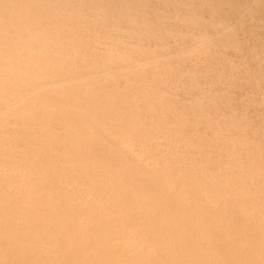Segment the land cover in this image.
Listing matches in <instances>:
<instances>
[{
	"label": "rangeland",
	"instance_id": "1",
	"mask_svg": "<svg viewBox=\"0 0 264 264\" xmlns=\"http://www.w3.org/2000/svg\"><path fill=\"white\" fill-rule=\"evenodd\" d=\"M169 1L170 0H0V60H2V62L0 63V65H1V67H0V86H2V87H0V91L6 89V87H8V85H13L15 92H16L14 95L17 96L15 98V96L13 95L14 98L11 96L9 99H6V101H5L1 97V96H3L2 95L3 93L2 94L0 93L1 94L0 95V107H4L3 110H2V108H0V111H2L4 113V114H2L0 112L1 113L0 114V137H2V138H0V168H1L0 171L3 172V173L0 172V177H1L0 179H2L0 182V189H1L0 191H2V193H6L9 190L8 187H6V186L1 187L2 182L4 184L5 181L8 179L7 177H9L6 175L7 172H12V170H14L13 172H15V173L17 172V174H20V173H23V171L26 172V171H31V170L35 169L31 173H33L34 175H37L35 177L36 178L35 181H32L28 185V187H29L32 184L33 188L31 186L29 188H25V186L24 187H18L17 186V188H19V190L17 189V192H13V194H14L13 197L16 196L15 199H17V205L19 203V205L17 206V210L21 209L22 206H20V205H23V207H24L27 204L25 202L19 201V199L22 200L21 195L19 193V192H21L22 195H24V197L26 199H28V197L32 193H33L32 194L33 197L37 198V199H45V197H46L45 200H51V198H53L52 201H54V197H55L54 202L58 205H54V207L53 206L51 207V212H52L51 214H53V216H56L57 218L60 217L59 219H63V220L67 217H70L69 220L75 219V221H79V220L82 221L84 219V217L86 216V214L91 212L92 208H93L92 211H94L95 208L98 207L96 205L97 201H98V200H96L97 197H98L97 199L100 198L103 203L106 202L105 200H108L106 203L110 204L113 207L115 216H116V213H118V215H120V213H122V215H120L121 217H123V218H124V216L128 217L129 212H130V210H128V209H130V207L127 204L128 203L127 201L130 198V194H129V197H127L128 194H121L120 197L116 194L118 191L116 189V187H117L116 182H118V185L122 187L121 188L118 186L117 187L118 189L120 188L122 190L125 187V182H124L125 176H124V174H117V175H119V177L114 176L115 174H113L111 176L110 175L106 176L107 179L105 178V184L108 183V185H107V187L105 186V188L103 190L98 189L100 182L98 184V181L92 180V179H94V176H96V174L99 173L98 169H95V167L99 168L97 165V155L94 154V149L90 145L89 146L84 145V142H85L84 136H85V134H89V133L91 134V132H89V130L91 131L92 127H95L98 125L99 126L103 125V123L98 121V120H101L100 119L101 117H105L104 114H106V115H108V114L105 113V111H107V110L104 109L105 111L102 110V112H100L101 111L100 110L99 111L100 113L98 111H96V112H98L96 114L98 116V118L95 115H94L95 118L93 116V114H95L96 112H94V113L91 112L92 116H90V113H87L86 110H83L84 109V107H83L84 102H83L80 95H81L82 89L85 88L88 90L100 91L102 93H105L106 96L114 95L113 93H116V92L117 93L119 92L118 96L119 95L120 96H123V95L127 96L129 94L128 92L130 90H128V92H127L126 88H127V85L130 83V81H131V83L133 82L134 84H136V83L138 84L140 82V80L142 81L139 83L141 90L143 88L142 86H146V87H144L145 88L144 91L147 90L145 92L146 98L140 97L141 103L143 102L142 104H144L146 102L145 100L148 97H150L151 95L152 96L154 95L155 98L157 95V99L159 96V98H160L159 102H161L163 104V105H161L158 102V105L156 107V108H158V110L155 108L156 110L153 109L151 111L152 116H155V117L157 116L158 119L157 118L156 119L160 120V121H158L159 123H155L156 129H151L149 131V134H147L148 131H147V133L144 132V135H147L148 137H151V138L155 137V135H156L158 138H156L157 140L154 138V140H156L157 143H165V144L171 145V147L170 146H159L158 148L162 149L163 152H165V154H163V155H164V157L166 156V159H168V160L172 159L173 160V161L170 160V162L172 161L171 162V164H172L171 167L173 168L172 170H176V168H178V169L182 168L183 169V167L187 166L186 168H184V171H183L184 173L182 172V173L178 174L177 176H175V179H177L179 182L178 186L179 187L181 186V188L184 190H187V192H188V190L191 191L192 187L191 186L189 187L188 184H186L187 180L189 179L188 177L190 176V174H189L190 172H194L196 174H199L201 172L200 171V169H201L202 171L204 170L203 172L208 171L209 173H213L215 170L214 165L217 164L216 166L221 170V175H223L222 170L228 169V168L229 169L233 168V166L230 165L229 163H232V159H236V160H234L235 163H232V164H234V166L240 167L239 170L241 171L242 174L245 173L244 178L239 181L241 183V185L239 184V182L237 185L238 186L240 185L242 188H246V187L248 188L251 185L253 188L252 187L251 188L249 187L250 189L248 188L249 193H250V191H252V193H254V194H252V195L256 196V197L253 196L254 200L259 199L258 193H259V191L264 189V185H263L264 184V179H263V177H264V171H263L264 170V168H263L264 167V138H262V137H264L263 136L264 135V0H226V1L220 0L222 2V4L220 3L219 5L213 3L211 0H198L197 4L195 6V9L192 10L193 11L192 14L194 12L197 13L198 17H197L196 23L198 24L199 28H201V30H202L200 32H197L198 37H199V35L201 37V39L199 37V40H196V42H199V45L195 42V40H193L194 41L193 42L192 39H190V37H191L190 34L182 35L180 33V31L182 32L185 27L180 26V27L175 28V29H169L168 24L164 22V20H165V18H167V16H170V15L172 16V14H170L167 11V9L165 8L166 4ZM145 3H147V4H145ZM115 12H116V14L118 13L117 16H115ZM122 15H124V17ZM131 15H134V17H137V18H134L133 16L131 17ZM137 19L139 20L140 23H138ZM96 20H97V22H100V23L102 22L101 24L105 28H106V26H109V27H107V29H109V28H110L109 30L114 29L116 31H119L120 34H122V35H120L121 37L119 39H117L118 41H116V43L114 44L115 46L119 45L124 40H130V42L132 41L131 44L133 46L131 45V47H130L131 49L129 48L128 52L126 51V53L134 54V56L136 55L138 57L141 56L142 58L143 57L145 58L146 56L147 57L153 56L156 60H159L158 62L160 64V67H164V66L165 67L160 68L158 70L161 72H164L163 74L166 75L165 78H163L164 77L163 74H161V76H160L159 75L160 73L157 70H154L153 72H150V73L140 74L142 76L127 74L129 71L128 72L124 71L125 67H126L125 63L123 65L118 64L114 67H109V68L104 67L103 61H105L104 58L108 55L107 52H105L106 49L110 50L112 48H115V46L112 45V47L110 48V45L103 44L102 40H104V39L106 40L107 36H104L102 34H97L98 32H94V33H96V34H94V36L95 37L100 36L99 39H94L92 32L83 33L84 31L87 30L86 28L90 29L89 28L90 26H92L94 28V26L97 25L95 27V30L99 29L100 27H103L100 23L97 24ZM106 20H108V21H106ZM141 20H143L144 22H142ZM154 20H155L156 24H155ZM159 20H160V22H159ZM161 21H163V23H165V24L161 23ZM119 22H120V25H119ZM218 22H219V24L221 23L224 26V29L216 28ZM121 23L124 25L125 29H124V27H122ZM126 23H127V25H126ZM192 23H194V22L192 21ZM113 24L114 25L116 24L115 28H112V26L114 27ZM129 24H130V26H129ZM255 24H257V25H255ZM157 25L161 28H159ZM162 25H165V26L162 27ZM133 26L137 27L138 29L134 28ZM260 26H261V28H260ZM34 27L37 29L36 31H35ZM92 27H91V30L93 29ZM126 28H127V30H126ZM163 28L166 31H164ZM181 29H183V30H181ZM10 30L14 31V32L12 33ZM172 30H174V31L178 30L177 33H180L178 38H172L173 43H175V44H173L171 42L172 41L171 38L166 40V38L164 36L162 38V35H161V34L164 35L165 33L170 32ZM206 30H208V31H206ZM92 31H94V29ZM161 31H162V33H161ZM63 33H64V35L62 37ZM77 33H78V36H77ZM24 34L26 35V37ZM86 35L88 37L92 36L91 39H89L90 37L87 38ZM130 35H132V37H135V38L132 40V37ZM141 35H143V36L141 37ZM181 36H183V37H181ZM66 37L69 39H67ZM70 37H71V39H70ZM146 37L149 39H147ZM222 37L224 39H222ZM140 38H142L143 40ZM78 39L83 41V43L81 41H78ZM153 39H156V41H154ZM157 39H159V40L157 41ZM92 40H93V42H92ZM34 41H35L36 45L33 43ZM61 41H63V42H61ZM64 41H66V42H64ZM85 41L87 42V44ZM94 41H96V42H94ZM99 41L102 44H100ZM120 41H122V42H120ZM162 41H164L166 44H163ZM79 42H81V43H79ZM148 42H150V43H148ZM29 43H31V44H29ZM90 43H92V44L95 43V44L91 45ZM191 43H193V45H191ZM195 43L197 46L195 45ZM37 44H38V46H37ZM68 44H70V46ZM160 44H162V45H160ZM24 45L30 47L31 50H30V48H28ZM75 45H77L78 47ZM79 45H81V46H79ZM95 45H97V46H95ZM156 45H158V47H156ZM83 46H85V47H83ZM93 46L95 47V49ZM39 47H40V49H39ZM105 47H107V48H105ZM159 47H161V48H159ZM180 47H182V48H180ZM20 48H22V50ZM41 48L42 49L45 48V49L41 52V50H42ZM65 49L67 50L68 53L65 51ZM34 50H35L36 54H35ZM38 50H40V51L38 52ZM62 50H63V52L61 53ZM82 50L84 51V53ZM89 50H90V52H89ZM45 51H47V52H45ZM86 51L88 52V54ZM73 52H75V54ZM103 52H105V53H103ZM81 54H82V56H81ZM98 54H100L99 58H98ZM176 54H178V55H176ZM138 57H136V58H138ZM97 58H98V60L99 59L101 60V64H100V62H98V60L97 61L95 60ZM101 58L104 60H102ZM19 60H20V62H19ZM133 60H136V59L134 58ZM12 61L15 62L14 64L18 63L17 70H19V71H17V72H18L19 76L17 74L11 75L9 72V69H7V67H5L6 63H10ZM22 61L24 62V64L22 63ZM3 62H6V63H3ZM127 63H129V62H127ZM165 63H167V64H165ZM22 64L25 67L19 66ZM92 64L93 65L97 64L99 67H101V70H103V73L97 65L92 67ZM26 66H27L28 70L26 69ZM32 68H35V69H32ZM120 69H122L124 72H127V73L123 74L124 73L123 71H121L123 73H120L119 72ZM20 71L21 72L23 71L22 73H26V76H24V74L20 75V74H22ZM57 71H59V72H57ZM65 71L68 75L66 73H64ZM75 71L78 72V74ZM155 71H156V73H155ZM69 72H71L74 75L71 76V73L69 74ZM74 72L76 73L77 77L75 76ZM116 72H118L117 75L115 74ZM157 72L159 74H157ZM4 73H6V74H4ZM41 73H44V75H42ZM2 74L4 75V78H2ZM57 74H59V75H57ZM62 74H64V75H62ZM47 75H48V77H47ZM82 75H83V77H82ZM103 75L106 77H104ZM125 75L128 76L129 78L128 79H127V77L123 78V77H125ZM148 75H150L152 77L150 78V76H148ZM156 75H159V76H156ZM162 75H163V77H162ZM167 75H169V77ZM5 76L6 77L10 76V77L5 78ZM21 76L23 77V79L21 78ZM27 76L28 77L30 76L32 79L30 77H29L30 78L29 79ZM41 76H42V78H41ZM53 76H55L56 79H54ZM38 77H39V79H38ZM58 77H60V78H58ZM78 77H79V79H78ZM90 77L91 78L93 77L94 79L91 80ZM119 77H122V79H124L123 81H125L127 84L124 83L125 84L124 85L123 81L120 80L121 78L118 79ZM145 77H147V78H145ZM18 78L21 80L19 81ZM84 78H86V79H84ZM102 78H104V79H102ZM137 78H138V80H137ZM176 78H177V80H176ZM178 78H181V79L179 80ZM57 79L60 80V82L58 81L59 83L57 82ZM80 79H82V80H80ZM98 79H99V81H98ZM129 79H130V81H129ZM133 79H135V80H133ZM22 80H23V82H22ZM87 80H88V83H87ZM2 81L5 82L4 86L2 85L3 84ZM11 81L12 82L14 81V82L7 84V82H11ZM26 81H27V83H25ZM50 81H52V82H50ZM78 81H79V84H77ZM90 81H92V82H90ZM119 81L120 82L122 81L121 84H122V87L124 89L121 87V84ZM148 81H150V82H148ZM190 81H191V83H190ZM37 82H38V84H36ZM65 82H66V84H65ZM69 82H72V83H69ZM144 82H145V84H144ZM155 82H157V83H155ZM57 83H58V85L64 84V86L63 87L57 86ZM154 83L156 86H158V88H156L154 86ZM29 84H31V85H29ZM118 84H120V86ZM146 84L147 85L150 84L151 86H153V87L149 86L150 88H148L149 91H151V92H152V88L154 89V87L157 91H158V89H160V87L163 86V88H161L159 90V93L154 89V91L157 92L156 95L154 92H153L154 94L151 92H149L147 94L148 89H147ZM158 84H161V85H158ZM54 85H56V86L54 87ZM84 85H86V86H84ZM17 86L20 87L21 89L18 88ZM42 86H44V87L48 86V87L44 89V87H42ZM78 86H79V88H78ZM58 87H59V89H58ZM186 87H188V88L186 89ZM120 88H122L123 91ZM189 88H191L193 90L191 91V90H189ZM26 89H28V91H29L28 94H26L27 93ZM25 91H26V93H25ZM122 93H123V95H122ZM141 94L143 95V91ZM139 95H140V93H139ZM120 96H119V98H120ZM144 98H145V100H144ZM10 99H11V102L14 99L19 100V101L14 100V102H17V104H14L12 106V107H14V108H12V110L10 109L11 106H9L11 104V102L9 101ZM71 101H73L74 104L70 105ZM75 104H78L79 108L82 111L77 108L78 107L77 105H76L77 107H74ZM91 104L94 105V103H89V105H88L89 108H95ZM16 105H17V107H16ZM140 106H139V109H140ZM161 106H164L167 108H164ZM168 106H170L169 110H171V111L168 110V108H169ZM8 108L12 112H10V110H8ZM142 108H141V110H142ZM191 108L195 109L194 112L197 111V113L193 112L195 115L191 113L193 111V109H191ZM211 108H213V109H211ZM131 109H130V112H132L133 110H135L137 108L135 107L132 110ZM161 109H163L164 111H162ZM165 109H167V112H168L167 115L165 114L166 113ZM5 110H8V111H5ZM212 111H213V114H212ZM170 112H172L171 116L169 114ZM69 113H70V115H68ZM101 113H104V114H102L103 116L100 115L101 117H99L98 114H101ZM190 113L193 117V120H194V117L196 116V114H198V116H196L197 119L195 120V122L191 120L192 117H191ZM81 115H83V116H81ZM13 116H14V118H13ZM77 116L79 117V119ZM130 117H132V116H130ZM133 117L129 118V119H133ZM155 117L154 118L151 117V119L153 118L152 121L156 120ZM214 117L215 118L217 117L216 120ZM85 118H87L88 121H91L93 124H95V126L91 122H88V121H86V122L88 124L89 123L90 124L89 125L86 124ZM81 119H82V121H84V123L81 121ZM145 119H148V118H145ZM70 120H72V121H70ZM202 120L204 121L203 124H202ZM80 121L82 122V124L85 125V127H84V125L79 124ZM145 121L147 122L148 120H145ZM175 121L178 124H176ZM191 121L194 123H192ZM75 122H76V124H75ZM150 122H151V120H150ZM206 122H210V123L212 122V124L210 125V123H206ZM70 123H72V125H70ZM160 123H161V126H160ZM197 123H199V124H197ZM36 124H38V126ZM206 124H208L209 126H213L214 127L213 130L216 132H213L211 129L212 127L208 128L209 126ZM91 125H92V127H91ZM107 125H109V124H107ZM110 125L105 126V129L107 130V132H111V131L113 132V131L117 130V129H114V128H116V127H114V125H113V127H110ZM76 126H77V128H75ZM87 126H89V129H87ZM47 127H50V128L47 129ZM108 127L111 128V130ZM160 127H162L163 130ZM6 129H8V130H6ZM72 129H73V131L76 129V132L74 131L75 133H73ZM9 130H10V132L7 133V131H9ZM11 130L13 132H11ZM83 130H85V131H83ZM86 130H87V132H86ZM154 130H155V132H154ZM220 130L222 131L221 133H220ZM77 131H78V134H77ZM81 131H82V133H81ZM41 132H43V133L45 132L44 133L45 135H42V134L40 135L39 133H41ZM12 133H15V134L11 135ZM23 133H24V135H23ZM260 133L262 135H260ZM67 134L68 135L70 134V135L67 136ZM72 134L77 135L78 137L81 136L80 134H83L84 136L82 135L81 137H84V138H79L80 140L78 139V140L73 141V139L71 137ZM232 134H234V135H232ZM95 135H96V133H95ZM158 135H161L160 139L162 138V142H160L161 140L159 139ZM220 135H221V137H219ZM227 135H229V136H227ZM96 136H97V139L99 141H103L104 152L108 158H117V159L128 158L127 155H125V153L122 152L121 148L119 146H117L116 142L114 144L113 142L111 143V141L103 140V138L100 137V134H97ZM166 136H170V137L175 136V137H171V138H174V142L172 143L170 141L171 142L170 143L169 139H171V138L169 137V139H168V137H166ZM198 136H201L202 138L201 137L199 138ZM69 137H71L72 141ZM163 137H164V139H163ZM185 137H187V138L181 140L182 138H185ZM229 137H230V139H229ZM68 138L70 140H68ZM177 138L180 139L182 145H179L180 144L179 140L176 141ZM188 139L190 140L189 142L186 141ZM205 140H207V141H205ZM10 141H12V142H10ZM35 141H37V143ZM156 141H154L155 144H156ZM185 141L187 143H183ZM229 141L231 144L228 143ZM260 141L262 142V144ZM6 142H8L10 144V146H6L5 145ZM79 142H83V144L81 145ZM212 142H214V143H212ZM225 142H227V143L224 144ZM16 143H18V144H16ZM75 143H77V144L75 145ZM140 143H142V146ZM140 143L139 142L131 143V149H132V151H134V153H136L138 155L151 156L154 151L156 152V150L154 149V146H151V147L146 146V147H149V149H146V147H144L145 146L144 142H140ZM177 143H178V145H177ZM203 143H204V145H203ZM208 143H211L213 145H209ZM40 144L42 145V148H40L41 147ZM219 144H221V145L223 144L222 145L223 147L221 145L219 146ZM229 144L231 146L232 145L233 146L231 147ZM1 145L4 147H2ZM13 145H15V146H13ZM18 145H20V147H18ZM37 145L40 147H38ZM63 145H65V146H63ZM70 145L73 148L70 147ZM198 145H200V146H198ZM239 145L241 146V148ZM21 146H24L23 149ZM67 146H68V149H67ZM133 146L137 150H134ZM175 146L177 149L175 148ZM244 146H245L246 150L243 148ZM12 147H14V148L12 149ZM47 147H49V148H47ZM50 147H51L52 151H51ZM76 147L80 148V154H79V151ZM218 147L221 148V149L220 148L219 149L224 154L219 151ZM28 148H29V151H28ZM55 148H56V150H55ZM214 148L220 152V155H219V152H216V150H213ZM229 148H232V150L235 151V154L231 155V154H229L230 152H228V154H226V152H225L226 150H231ZM24 149H26V150H24ZM36 149H38V151ZM82 149H84V153H82L83 152ZM35 150H36V152H35ZM189 150H192L193 152L189 151ZM210 150H211V152H210ZM236 150H237V152H239L241 150L239 152L240 155H238ZM253 150L257 151V154L260 153L261 155L259 156V155L255 154V152ZM30 151H32L34 154L31 153ZM54 151H56V152H54ZM149 151H150V153H149ZM169 151H170V153H173V154H171L172 156L169 154ZM176 151L179 152V154ZM194 151L197 152L198 154L195 153ZM206 151H208V153H207L209 155L208 157L206 155ZM233 151L231 153H234ZM242 151L247 152V153L245 152L246 153V155H244L245 157H243V154H245V153L244 152L242 153ZM43 152H44V154L45 153L46 154L40 155V153H43ZM67 152L70 154H68ZM71 152H72V154H71ZM145 152H146V154H145ZM17 153H19L25 159L21 156H20V158L17 159V157H19V154H17ZM50 153L52 154L51 156H53L55 159L50 156L51 160H49V162H51V163L49 164L47 159H48ZM65 153H66V155H65ZM74 153H76V154H74ZM90 153H92V154H90ZM148 153H149V155H148ZM166 153L169 155L170 158H168V155ZM199 153H201L200 155L205 157V159L204 158L202 159L201 156H199ZM203 153H205L206 156H204ZM212 153L215 155L216 159L213 158L214 155H212ZM32 154L34 155L33 156L34 159H33V157H31ZM85 154H86V156H85ZM155 154L158 155L160 153H158V154H157V152L153 153V155H155ZM188 154L190 156H188ZM37 155H39L40 159H38L39 157ZM59 155H61V156H59ZM73 155H75V156H73ZM191 155H194V156L198 155V156L193 157ZM228 155L231 157H228ZM250 155H252L253 157L255 155L256 156L254 158L251 156V158H250L249 157ZM76 156H77V158H76ZM83 156H85V158ZM181 156L183 157V159ZM66 157L68 159H70V162H69V160L67 161ZM189 157L191 159H189ZM226 157H228V158H226ZM15 158L17 159V161ZM26 158H28V159H26ZM52 158H53V161H52ZM78 158L80 161L79 160L77 161ZM179 158H181V159H179ZM185 158L186 159L188 158V160H186ZM244 158H246L247 160ZM223 159L227 160L228 162L224 161ZM256 159H259V160H256ZM39 160H41V161H39ZM42 160H44V161L46 160L45 163H44V161L42 162ZM212 160H213V162H212ZM10 161H11V164L9 163ZM12 161L15 163L17 162L18 165H16ZM174 161H176L177 163ZM207 161L209 163H207ZM236 161L239 162V165ZM244 161L246 163H248V166L245 165L246 163ZM257 161H259V162H257ZM63 162L64 163L68 162L69 165L71 163V167L72 166L73 167L71 168L69 165L63 164ZM79 162H80V164H79ZM89 162L91 165L88 164ZM180 162H184V164L185 165L187 164V165L184 166L183 163H182L183 165H181ZM199 162H201V165L199 164ZM214 162H215V164H214ZM250 162H251V164L249 165ZM173 163H176V164L173 165ZM189 163H190V165H188ZM236 163H237V165H236ZM252 163H255V165L257 166L255 169L259 170L260 168H262L260 170V172L253 168L254 164H252ZM45 164H46V166H48V165L49 166L46 167ZM85 164H86V166H85ZM113 164L114 163H110V166L108 168L106 167V170H108V171L112 170L113 166H114ZM177 164H180V166L179 165L177 166ZM196 164H198L200 167L198 165H197L198 166L197 167ZM25 165H27V166H25ZM50 165H52V166H50ZM61 165H62V167H61ZM83 165L85 168L83 167ZM191 165H192V167H191ZM259 165H261V167ZM39 166H40V168H38ZM90 166L93 168V170H90L91 169ZM173 166H175L176 168ZM77 167L80 169H76ZM158 167H159V165H158ZM188 167L189 168L191 167L192 169L191 168L187 169ZM43 168L45 170H41ZM48 168H50L49 170H51L53 173L55 172L54 175H53V173L51 174L49 171H46V170H48ZM57 168L59 170H61L62 172H65V174L64 173H61L63 175L59 174V170L57 171ZM62 168H64V169L62 170ZM68 168L70 169V171ZM37 169H38V171L39 170H41V171L37 172ZM81 169L83 170V172L85 171V173H86V169H88L87 174L83 173ZM186 169H187V171H186ZM245 169H246V171H245ZM3 170H5V173ZM94 170H95V172H94ZM189 170H193V171L188 172ZM247 170L249 172H247ZM78 171H81V173L79 174ZM92 171L94 173H92ZM203 172H201L200 175ZM255 172H257V173L255 174ZM246 173H249V174L251 173V175L248 176V178H249V179H247L248 181L246 180V178H247L246 176L248 175V174L246 175ZM260 174L263 175V177L259 176ZM44 175H46V176H44ZM50 175H52L53 178H55V179H52ZM85 176H87L86 177L87 180L85 179ZM45 177H47L46 180L50 183H48L46 180H44ZM69 177H71V179ZM115 177H117L118 180ZM49 178H51V181ZM73 178L74 179L77 178V179L74 180ZM79 178L82 179V182H81V179H79ZM3 179L5 181H3ZM37 180L39 182H37ZM59 180H64V181L60 182ZM88 180L89 181L91 180L93 182H88ZM245 180H246V184L244 182ZM17 182H18V179H17ZM40 183L44 186H41ZM181 183L183 186L181 185ZM34 184H35V186H34ZM110 184L112 185V187H110ZM253 184H256V185H253ZM36 185H38L37 186L38 188L36 187ZM46 185L47 186L49 185V186L45 188ZM93 185H95V186H93ZM113 185L115 188L113 187ZM137 186H139V188L138 187L137 188L141 189L143 192L148 188V186H146L143 183H138ZM256 186H258L260 188H257ZM108 187H110V188H108ZM41 188H42V191H41ZM89 188H91L90 190H93V192H91L92 195L87 193L89 191ZM111 188H112V191H110ZM29 189H31V190H29ZM32 189H33V192H32ZM34 189L37 191L40 190L41 192L36 191V195H35ZM53 189H55V190H53ZM59 190H61V191H59ZM64 191L66 192V194ZM72 191H73V193H71ZM106 191L110 195H108L106 193ZM256 191H257V193H255ZM94 192H95V194H94ZM103 192H105L104 194L106 196H104ZM138 192L140 194L142 193V192H140V190ZM85 193H86V195H85ZM97 193L100 195L98 196ZM44 194H46V195H44ZM48 194H50V195L48 196ZM54 194L57 196L58 199H56V196H54ZM72 194H73V196H72ZM88 195L92 196V198L94 200L91 199L90 196L88 197ZM101 195H102V197H101ZM123 195L127 199L125 197H123ZM252 195L250 193L251 197H252ZM17 196L18 197L20 196V198H18ZM86 196H87V198H86ZM246 196L247 195H245V198H244V196H241L238 199L235 198L234 200L228 199V200L224 201V204H226L227 207H231L232 205H234V203L245 204L246 201H247L246 203L248 204L250 197L246 198ZM122 198H124V199H122ZM26 199H25V201H26ZM118 199H122L125 201H123V203L120 202L122 204H120V203L117 204ZM189 200H191V201L187 200L186 203H187V205H189L188 208H191V206L195 204V201H194V198H192L191 196L189 197ZM23 201H24V199H23ZM87 201L88 202L90 201L89 203H91V204H89ZM125 202H127V203H125ZM63 203L65 205H63ZM84 203H86V206H85V207H87L86 209H85V207H83L85 205ZM92 203L93 204L96 203L95 204L96 206L95 205L93 206ZM259 203H260L259 205H258V203H256L255 208H257V206H258V207L264 209V206H263L264 202L261 201ZM261 203H263V204H261ZM60 204H62V205H60ZM81 204H83V205H81ZM89 205H90V207H89ZM120 205H121V207H119ZM251 205H253V203ZM260 205H262V206H260ZM55 206H56V208H55ZM124 207H126L128 209H126ZM54 208L56 209L55 211H53ZM58 208L61 210H59ZM115 209H118V210H115ZM147 209H149V208H147ZM70 210L72 211L71 213H70ZM88 210H90V211H88ZM77 211H78V213H77ZM126 211H127V213H126ZM252 211H255V210H252ZM76 213L78 215L80 213V215L77 216ZM70 214H72V215L74 214L75 216L74 215L72 216ZM263 216H262V222L264 223V217ZM255 221H256V219H255ZM256 238L259 239L260 241L264 242V231L261 232L260 234L256 235ZM114 248L115 247H110L109 250H107V252L106 251L103 252V254H102L103 256L101 258L102 261H104V260L107 261V259H105V258L107 256H109L110 258L107 257L109 259L107 262H111V261L113 262V261H115L114 257L117 256L116 260L118 259L121 263L126 262V261L129 262L130 258H127V257H129L128 254H126L122 251V253H121L122 256H121V254H120L121 250L119 249V251H120L119 252L118 248L116 247L117 249L115 248V251H114ZM113 251L115 252V254ZM118 254H120V255H118ZM124 254L127 257H124ZM89 255H88V257L91 256V255L90 256ZM118 256L121 257V260Z\"/></svg>",
	"mask_w": 264,
	"mask_h": 264
},
{
	"label": "bare ground",
	"instance_id": "2",
	"mask_svg": "<svg viewBox=\"0 0 264 264\" xmlns=\"http://www.w3.org/2000/svg\"><path fill=\"white\" fill-rule=\"evenodd\" d=\"M213 3L219 5L220 3L222 4V2L220 0H211ZM226 1V0H224ZM198 0H170L167 4H166V9L167 11L172 14V16H167V18H165L164 22L168 24L169 29H175L178 27H185L184 30L182 32L180 31V33L182 35H187L190 34V39L195 40H199L198 37V33L202 31L201 28H199L197 22V13H193L192 14V10L195 9V6L197 4ZM134 3V2H133ZM147 4V3H145ZM255 4V3H254ZM164 7V6H163ZM251 7V6H250ZM206 9V8H205ZM118 11V10H117ZM126 11V10H125ZM129 12V11H128ZM167 12V13H168ZM205 12V11H204ZM103 14V13H102ZM120 14V13H119ZM118 13L116 14L115 12V16H117ZM93 16V15H92ZM91 16V17H92ZM124 17V15H122ZM134 17V15H131V17ZM157 16V15H156ZM205 16V15H204ZM90 17V16H89ZM94 17V16H93ZM139 17V16H138ZM208 17V16H207ZM137 18V17H134ZM140 18V17H139ZM138 18V19H139ZM149 18V17H148ZM162 18V17H161ZM206 18V17H205ZM137 19V20H138ZM153 19V18H152ZM109 20V19H108ZM106 20V21H108ZM156 20V19H155ZM154 20V22H155ZM220 20V19H219ZM238 20V19H237ZM142 22H144L143 20H141ZM192 21L194 23H192ZM217 21V20H216ZM97 22V20H96ZM152 22V21H151ZM153 22V23H154ZM160 22V20H159ZM100 22H97V24ZM102 23V22H101ZM100 23V24H101ZM138 23L139 20H138ZM161 23H163V21H161ZM163 23V24H165ZM242 23V22H241ZM156 24V22H155ZM95 25V24H94ZM102 25V24H101ZM114 25V24H113ZM120 25V22H119ZM122 27H124V25L121 23ZM127 25V23H126ZM257 25V24H255ZM254 25V26H255ZM74 26V25H73ZM88 26V25H87ZM97 25L94 26V28L92 26H90L88 28H86L87 30L84 31L85 32H92L93 36L94 32H98L97 34H102L104 36H107L106 40H102L103 44L106 45H110V48L113 46H115L114 44L116 43V41H118L117 39H119L122 35L120 34L119 31L116 30H109L103 26L100 27L99 29L95 30V27ZM116 24L114 25V27L112 26V28H115ZM130 26V24H129ZM128 26V27H129ZM132 26V25H131ZM158 26V25H157ZM165 25H162V27ZM259 26V25H258ZM36 27V26H35ZM34 27V28H35ZM91 27L94 29V31L91 30ZM134 27V26H133ZM159 27V26H158ZM223 27V28H222ZM235 27V26H234ZM37 28V27H36ZM35 28V31L37 30ZM98 28V27H97ZM121 28V27H120ZM136 29H138L137 27H134ZM161 28V27H159ZM219 29H224V26L219 22L217 23V27ZM261 28V26H260ZM125 29V27H124ZM140 29V28H139ZM168 29V28H167ZM168 29V30H169ZM127 30V28H126ZM133 30V29H132ZM164 30V28H163ZM11 31V30H10ZM166 31V30H164ZM178 31V30H177ZM177 31L172 30L170 32L165 33L164 35H162L167 39H172V38H178L180 33H177ZM208 31V30H206ZM12 33L14 31H11ZM131 32V31H130ZM212 32V31H211ZM79 33V32H78ZM77 33V36H78ZM82 33V34H83ZM162 33V31H161ZM143 34V33H142ZM25 35V34H24ZM64 33L62 34L63 37ZM133 35V34H132ZM132 35H130L132 37ZM204 35V34H203ZM66 36V35H65ZM87 36V35H86ZM85 36V37H86ZM125 36V35H124ZM129 36V37H130ZM143 35H141L142 37ZM152 36V35H151ZM26 37V35H25ZM80 37V36H79ZM84 37V36H83ZM90 37V38H89ZM87 36V38L91 39L92 36ZM100 37V36H99ZM99 37H95L94 39H99ZM126 37V36H125ZM130 37V38H131ZM154 37V36H153ZM183 37V36H181ZM186 37V36H185ZM61 38V37H60ZM67 38V37H66ZM135 37H132V40ZM139 38V37H138ZM147 38V37H146ZM152 38V37H151ZM51 39V38H50ZM59 39V38H58ZM69 39V38H67ZM71 39V37H70ZM86 39V38H85ZM127 39V38H126ZM142 39V38H140ZM139 39V40H140ZM149 39V38H147ZM201 39V37H200ZM222 39H224L222 37ZM57 40V39H56ZM62 40V39H61ZM66 40V39H65ZM143 40V39H142ZM154 41H156V39H153ZM159 39H157L158 41ZM165 40V39H164ZM176 40V39H175ZM218 40V39H217ZM68 41V40H67ZM74 41V40H73ZM78 41H81L80 39H78ZM136 41V40H135ZM147 41V40H146ZM149 41V40H148ZM161 41V40H160ZM180 41V40H179ZM240 41V40H239ZM58 42V41H57ZM63 42V41H61ZM60 42V43H61ZM66 42V41H64ZM83 43V41H81ZM79 42V43H81ZM86 42V41H85ZM89 42V41H88ZM93 42V40H92ZM96 42V41H94ZM100 42V41H99ZM122 42V41H120ZM163 44H166L164 41H162ZM173 43V39L171 41ZM186 42V41H185ZM194 42V41H193ZM35 44V41L33 42ZM77 43V42H76ZM78 43V44H79ZM98 43V42H97ZM96 43V44H97ZM100 42V44H102ZM132 41L130 42V40H124L122 43H120L119 45H116L115 48L112 49H106L105 52H107V58L105 57V61H103V65L104 67H114L118 64H124L126 65L125 70L124 71H129L124 72L122 69H120V73H127V74H131V75H140L143 73H150L153 72L154 70L159 71L158 69L160 68H164V67H160L159 64V60H156L153 56L152 57H138V56H134V54H129L126 53V51L128 52L129 48L131 47ZM139 43V42H138ZM150 43V42H148ZM170 43V42H169ZM168 43V44H169ZM199 45V42H196ZM195 43V45H196ZM262 43V42H261ZM31 44V43H29ZM64 44V43H63ZM74 44V43H73ZM87 44V42H86ZM91 45H94L92 43H90ZM99 44V45H100ZM140 44V43H139ZM147 44V43H146ZM175 44V43H173ZM33 45V44H32ZM36 45V44H35ZM70 46V44H68ZM82 45V44H81ZM79 45V46H81ZM84 45V44H83ZM136 45V44H135ZM149 45V44H148ZM147 45V46H148ZM162 45V44H160ZM191 45H193V43H191ZM26 46V45H24ZM38 46V44H37ZM36 46V47H37ZM77 46V45H75ZM89 46V45H88ZM97 46V45H95ZM102 46V45H101ZM133 46V45H132ZM197 46V45H196ZM203 46V45H202ZM28 47V46H26ZM63 47V46H62ZM78 47V46H77ZM76 47V48H77ZM85 47V46H83ZM94 47V46H93ZM156 47H158V45H156ZM162 47V46H161ZM159 47V48H161ZM30 48V47H28ZM46 48V47H45ZM44 48V49H45ZM107 48V47H105ZM149 48V47H148ZM155 48V47H154ZM182 48V47H180ZM197 48V47H196ZM22 50V48H20ZM33 49V48H32ZM40 49V47H39ZM42 49V48H41ZM42 49L41 52L44 50ZM52 49V48H51ZM50 49V50H51ZM55 49V48H54ZM95 49V47H94ZM98 49V48H97ZM102 49V48H101ZM100 49V50H101ZM131 49V48H130ZM150 49V48H149ZM176 49V48H175ZM24 50V49H23ZM31 50V48H30ZM59 50V49H58ZM64 50V49H63ZM63 50L61 51V53L63 52ZM33 51V50H32ZM40 50H38L39 52ZM53 51V50H52ZM51 51V52H52ZM65 51L67 52V50L65 49ZM83 51V50H82ZM81 51V52H82ZM131 51V50H130ZM162 51V50H161ZM35 52V50H34ZM47 52V51H45ZM57 52V51H56ZM59 52V51H58ZM87 52V51H86ZM90 52V50H89ZM103 52V53H105ZM49 53V52H48ZM68 53V52H67ZM75 54V52H73ZM84 53V51H83ZM258 53V52H257ZM36 54V52H35ZM58 54V53H57ZM66 54V53H65ZM70 54V53H69ZM68 54V55H69ZM88 54V52H87ZM86 54V55H87ZM189 54V53H188ZM73 55V54H72ZM98 54V58H99ZM143 55V54H142ZM146 55V54H145ZM178 55V54H176ZM82 56V54H81ZM93 56V55H92ZM104 56V55H103ZM155 56V55H154ZM138 57V58H136ZM157 57V56H156ZM82 58V57H81ZM80 58V59H81ZM95 59L96 61L98 60ZM136 60H133V59ZM102 59V58H101ZM102 59V60H104ZM100 60V59H99ZM98 62H100L101 64V60ZM132 60V61H131ZM95 61V62H96ZM168 61V60H167ZM2 62V60H0V63ZM18 62V61H17ZM16 62V63H17ZM20 62V60H19ZM70 62V61H69ZM129 62V63H127ZM166 62V61H165ZM6 63V62H3ZM15 62H10V63H6L5 67H7V69H9V72L11 75H18L19 70H17V64H14ZM22 63L24 64V62L22 61ZM94 63V62H93ZM19 65L20 67H23L24 65ZM98 64V63H97ZM95 64V65H97ZM167 64V63H165ZM92 64V67L95 66ZM99 65V64H98ZM97 65V66H98ZM162 65V64H161ZM28 66V65H27ZM26 66V69H27ZM96 66V67H97ZM102 66V65H101ZM167 66V65H166ZM1 67V65H0ZM4 67V66H3ZM25 67V66H24ZM99 67V66H98ZM97 67V68H98ZM31 68V67H30ZM96 68V69H97ZM6 69V68H5ZM20 69V68H19ZM23 69V68H22ZM35 69V68H32ZM45 69V68H44ZM99 69L101 70V67H99ZM107 69V68H106ZM118 69V68H117ZM28 70V69H27ZM30 70V69H29ZM37 70V69H36ZM105 70V69H104ZM108 70V69H107ZM33 71V70H32ZM31 71V72H32ZM48 71V70H47ZM55 71V70H54ZM64 71V70H63ZM103 73V70H101ZM106 71V70H105ZM113 71V70H112ZM123 71V72H121ZM21 72V71H20ZM19 72V73H20ZM23 72V71H22ZM21 72V73H22ZM49 72V71H48ZM59 72V71H57ZM76 72V71H75ZM74 72V73H75ZM167 72V71H166ZM2 73V72H1ZM66 73V71L64 72ZM71 72H69L70 74ZM78 74V72H76ZM75 73V76L77 77ZM118 72H116L115 74L117 75ZM156 73V71H155ZM160 73V74H159ZM159 73L157 72V74H159L161 76V74H163L164 72L159 71ZM6 74V73H4ZM26 76V73H22L20 75ZM31 74V73H30ZM38 74V73H37ZM42 75H44V73H41ZM49 74V73H48ZM52 74V73H51ZM61 74V73H60ZM67 74V73H66ZM106 74V73H105ZM122 74V75H123ZM167 74V73H166ZM29 75V74H28ZM36 75V74H35ZM53 75V74H52ZM59 75V74H57ZM64 75V74H62ZM68 75V74H67ZM74 74L71 73V76H73ZM107 75V74H106ZM112 75V74H111ZM114 75V74H113ZM115 75V76H116ZM156 75V76H159ZM164 75V77H163ZM162 77L165 78V74H163ZM171 75V74H170ZM19 76V75H18ZM40 76V75H39ZM70 76V75H69ZM70 76V77H71ZM100 76V75H99ZM102 76V75H101ZM104 76V75H103ZM110 76V75H109ZM120 76V75H119ZM142 76V75H140ZM150 76V75H148ZM147 76V77H148ZM169 77V75H167ZM8 78L10 76H7ZM5 76V78H7ZM14 77V76H13ZM28 77V76H27ZM30 77V76H29ZM28 77V78H29ZM44 77V76H43ZM48 77V75H47ZM54 79H56L55 76H53ZM62 77V76H61ZM80 77V76H79ZM78 77V79H79ZM83 77V75H82ZM106 77V76H104ZM108 77V76H107ZM123 77V76H122ZM122 77H119L118 79L120 80H124L122 79ZM129 78L128 76L125 75V77L123 78ZM145 77V78H147ZM152 76H150L151 78ZM171 77V76H170ZM174 77V76H173ZM172 77V78H173ZM2 78H4V75L2 74ZM12 78V77H11ZM16 78V77H15ZM21 78L23 79V77L21 76ZM31 78V77H30ZM29 78V79H30ZM42 78V76H41ZM40 78V79H41ZM60 78V77H58ZM75 78V77H74ZM139 78V77H138ZM137 78V80H138ZM160 78V77H159ZM13 79V78H12ZM11 79V80H12ZM17 79V78H16ZM19 79V78H18ZM32 79V78H31ZM39 79V77H38ZM37 79V80H38ZM53 79V78H52ZM51 79V80H52ZM72 79V78H71ZM76 79V78H75ZM86 79V78H84ZM89 79V78H88ZM90 79H94L93 77ZM96 79V78H95ZM104 79V78H102ZM179 80L181 78H178ZM21 79H19L20 81ZM34 80V79H33ZM48 80V79H47ZM64 80V79H63ZM82 80V79H80ZM132 80V79H131ZM135 80V79H133ZM161 80V79H160ZM177 80V78H176ZM60 82V80L57 79V82ZM76 81V80H75ZM86 81V80H85ZM99 81V79H98ZM121 81V82H122ZM130 81V79H129ZM155 81V80H154ZM3 82V81H2ZM14 82V81H13ZM11 82H7L8 83H13ZM23 82V80H22ZM33 82V81H32ZM35 82V81H34ZM52 82V81H50ZM58 82V83H59ZM73 82V81H72ZM69 82V83H72ZM92 82V81H90ZM120 82V81H119ZM120 82V84H121ZM140 82H142L140 80ZM139 82V83H140ZM150 82V81H148ZM164 82V81H163ZM167 82V81H166ZM3 82V86H4ZM27 83V81L25 82ZM30 83V82H29ZM60 87H63L64 84L62 85H58ZM62 83V82H61ZM64 83V82H63ZM76 83V82H75ZM81 83V82H80ZM88 83V80H87ZM96 83V82H95ZM126 83L125 81H123V84ZM136 83V82H135ZM139 83L134 84L133 82L127 85V92L128 90H130L128 93V95L124 96L123 93L122 95L124 96H118L119 92L117 93H113L114 95H110V96H106L105 93H102L100 91H94V90H88V89H82L81 92V98L83 100V110H86L87 113L91 112L94 113L96 111H100L102 112V110L106 109L107 111H105V113H107L108 115L101 113L98 114L99 117H101L100 115L104 114L105 117H101V120H98L100 122L103 123V125L101 126H95V124H93L91 121H88L87 118H85V123L88 124L86 121L91 122L95 127H92L91 131L89 130V132H91V134H85V136L83 134H80L81 136L83 135L84 137H78L77 135L72 134V139L74 140H78L79 138H84L85 142L84 145L86 146H91L94 149V154L97 155V165L99 168L98 169V174H96V176H94V179L92 180H96L98 181V189L99 190H103L105 188V186L107 187L108 183L105 184V178L108 175H113L119 177V175L117 174H124V179H125V187L121 190L120 188L118 189L117 187L118 182H116L115 184L117 185L116 189L119 191H117V195L120 197L121 194H128L127 197H129L130 194V198L127 202L130 209L129 215L128 217H121L120 215H122V213H120V215H118V213H116V216L114 214V209L110 204H107L106 202L108 200H105L106 202L103 203L101 201V199H97V206L95 208L94 211L89 212L88 214H86V216L84 217V219L82 221H75V219H71L69 220L70 217L63 219H59L56 216H53V214H51V207L54 205H58L56 204L55 201V197H54V201L53 198H51V200H45V199H37L33 197V193L28 197V199H26L24 197V195H22L21 192V199H19V201L21 202H25L27 203L24 207L23 205L21 209L17 210V199L16 196L13 197V192H17V189L19 190L18 187H24L25 188H29L30 186L33 188L32 184L28 187L29 183H31L32 181H35V177L37 175H34L33 173H31L33 170L31 171H23V173L17 174V172H13L14 170H12V172H7L6 175L9 176L6 179L8 180H4L5 183L3 184L2 182V186L1 187H8V192L6 193H2V191H0V264H264V242L260 241L259 239L256 238V235L260 234L261 232L264 231V223L262 222V216L264 215V209L260 208L257 206L256 207V203H258V205L260 204L259 202H264V189H262L261 191H259V199L258 200H254L252 195L254 193H252V191H250L252 197L250 196L249 193V189L252 187L250 184V188L248 189L246 188H242L240 185L241 183L239 182L240 180H242L244 178V174L241 173V171L239 170L240 167L234 166L235 163L234 160L236 159H232V163H229L230 165L233 166V168L231 169H224L223 171V175H221V170L216 166L217 164H215L214 162V166H215V170L213 173H209L207 172H203L201 169L200 171L203 172L201 175L196 174L194 172H190L193 170H189L188 172H190V176L188 177L189 179L187 180L188 186L192 187L191 191L188 190H184L181 188V186L179 187V182L177 179H175V176H177L178 174L182 173L184 171V168H186L187 164L185 165L184 162H180L181 165L184 164L183 169H178L176 168V170H172L173 168L171 167V162L170 160L166 159V156L164 157L163 154H165V152H163L162 149L158 148L159 146H170V144H165V143H157V139L158 138L156 135L155 137L151 138L148 137L147 135H144V132L149 134V131L151 129H156L155 128V123H159L157 120V116H152L151 111L153 109H155L158 105L159 102V96L157 99V95L156 93H159V90L162 87H160V89H158V91L155 89L158 88V86L155 85L154 83V89L157 91H154V89L152 88V92L149 91L148 88H150L149 86H151L150 84H146L147 85V89L148 92L151 93H155L156 98L154 97V95L151 97H148L146 100V94L145 92L147 90L144 91V87L146 86H142V90L140 88ZM169 83V82H168ZM191 83V81H190ZM247 83V82H246ZM34 84V83H33ZM38 84V82L36 83ZM54 84V83H53ZM66 84V82H65ZM68 84V83H67ZM79 84V81L78 83ZM120 84H118L120 86ZM127 84V83H126ZM145 84V82H144ZM171 84V83H170ZM182 84V83H181ZM31 85V84H29ZM52 85V84H51ZM69 85V84H68ZM94 85V84H93ZM113 85V84H112ZM125 85V84H124ZM153 85V84H152ZM161 85V84H158ZM53 86V85H52ZM51 86V87H52ZM56 85H54L55 87ZM73 86V85H72ZM86 86V85H84ZM182 86V85H181ZM2 87V86H0ZM18 87V86H17ZM44 87V86H42ZM48 87V86H47ZM46 86L44 87L47 88ZM50 87V86H49ZM115 87V86H114ZM122 87V84H121ZM153 87V86H151ZM20 88V87H18ZM17 88V89H18ZM24 88V87H23ZM79 88V86H78ZM118 88V87H117ZM123 88V87H122ZM122 88H120L122 90ZM165 88V87H164ZM188 87H186L187 89ZM230 88V87H229ZM21 89V88H20ZM39 89V88H38ZM49 89V88H48ZM59 89V87H58ZM98 89V88H97ZM119 89V88H118ZM124 89V88H123ZM27 93L25 91L26 94H28V89ZM189 90H193L191 88H189ZM227 90V89H226ZM37 91V90H36ZM114 91V90H113ZM123 91V90H122ZM143 91V95L141 94ZM111 92V91H110ZM126 92V93H127ZM161 92V91H160ZM0 93L3 95L1 96L3 98V100L6 101V99H9L11 96L13 97V95L16 93L14 86L13 85H8V87H6V89L1 90ZM140 93V95H139ZM153 93V94H154ZM200 93V92H199ZM0 94V95H1ZM108 95V94H107ZM150 95V94H149ZM15 96V95H14ZM28 96V95H27ZM26 96V97H27ZM148 96V95H147ZM17 96H15L16 98ZM140 97H145L144 100L146 101L144 104L141 103ZM14 98V97H13ZM13 100V99H12ZM15 100V99H14ZM14 100L11 102V99L9 100L11 102V104L9 106H11V110L14 104H17V102H14ZM259 100V99H258ZM4 101V102H5ZM8 101V102H9ZM15 101H19L18 99ZM143 101V100H142ZM14 102V103H13ZM7 103V102H6ZM89 103H94L95 108H89ZM161 105H163L161 102H159ZM4 104V103H3ZM64 104V103H63ZM69 104V103H68ZM74 104L73 101H71L72 105ZM142 104V105H141ZM166 104V103H165ZM78 104H75L74 107H77ZM88 107H87V106ZM141 105V106H140ZM140 106V109H139ZM166 106V105H165ZM17 107V105H16ZM56 107V106H55ZM91 107V106H90ZM137 108L135 110H133L132 112H130V109L132 108ZM143 107V108H142ZM159 107V106H158ZM164 107V106H161ZM168 110L170 109V106H168ZM213 107V106H212ZM3 108L4 107H0ZM8 108V110H10ZM78 109L79 106L77 107ZM142 108V110H141ZM167 108V107H164ZM163 108V109H164ZM197 108V107H196ZM56 109V108H55ZM131 109V110H132ZM158 110V108H156ZM155 109V110H156ZM163 109H161L162 111H164ZM193 109V108H191ZM213 109V108H211ZM5 110V111H8ZM10 110V112H12ZM81 110V109H80ZM4 111V112H5ZM82 111V110H81ZM80 111V112H81ZM166 111V115H167V109H165ZM171 111V110H169ZM195 109H193V111L191 112L192 114L197 113L194 112ZM2 114H4L2 111H0ZM9 112V113H10ZM98 112H96L95 114H93V116L95 115L97 118L98 116L96 115ZM99 112V113H100ZM159 112V111H158ZM194 112V113H193ZM208 112V111H207ZM206 112V113H207ZM0 113V114H1ZM68 113V112H67ZM161 113V112H160ZM164 113V112H163ZM190 113V115H191ZM205 113V112H204ZM211 113V112H210ZM47 114V113H46ZM76 114V113H75ZM170 116L172 115V112L169 113ZM202 114V113H201ZM213 114V111H212ZM217 114V113H216ZM70 115V113L68 114ZM73 115V114H72ZM80 115V114H79ZM78 115V116H79ZM159 115V114H158ZM195 115V114H194ZM205 115V114H204ZM9 116V115H8ZM11 116V115H10ZM38 116V115H37ZM74 116V115H73ZM77 116V117H78ZM83 116V115H81ZM94 116V118H95ZM103 116V115H102ZM130 116H134L133 119H129L132 118ZM196 116H198V114H196ZM192 117V121L195 122V120L197 119V117ZM203 116V115H202ZM211 116V115H210ZM80 117V116H79ZM78 117V119H79ZM88 117V116H87ZM151 117H155V121H152ZM159 117V116H158ZM169 117V116H168ZM204 117V116H203ZM219 117V116H218ZM14 118V116H13ZM83 118V117H82ZM96 118V119H97ZM148 118V119H145ZM160 118V117H159ZM180 118V117H179ZM213 118V117H212ZM215 118V117H214ZM217 118V117H216ZM215 118V120H216ZM16 119V118H15ZM170 119V118H169ZM206 119V118H205ZM19 120V119H18ZM145 120H148L147 122ZM151 120V122H150ZM171 120V119H170ZM12 121V120H11ZM53 121V120H52ZM72 121V120H70ZM82 121V119H81ZM79 124H82V122L84 123V121H82ZM164 121V120H163ZM180 121V120H179ZM191 121V122H192ZM19 122V121H18ZM166 122V121H165ZM174 122V121H173ZM190 122V123H191ZM192 122V123H194ZM203 120H202V124H203ZM11 123V122H10ZM9 123V124H10ZM53 123V122H52ZM162 123V122H161ZM160 123V126H161ZM176 123V121H175ZM189 123V122H188ZM206 123H210V122H206ZM22 124V123H21ZM56 124V123H55ZM76 124V122H75ZM90 124V123H89ZM88 124V125H89ZM101 124V123H100ZM107 124H111L110 127H116L114 129H117L115 131H111V132H107V130L105 129V126H109ZM178 124V123H176ZM183 124V123H182ZM199 124V123H197ZM212 124V122L210 123V125ZM214 124V123H213ZM216 124V123H215ZM12 125V124H11ZM16 125V124H15ZM38 126V124H36ZM70 125H72V123H70ZM80 125V126H81ZM163 125V124H162ZM208 125V124H206ZM74 126V125H73ZM164 126V125H163ZM205 126V125H204ZM209 126V125H208ZM217 126V125H216ZM83 127V126H82ZM85 127V125H84ZM90 127V128H91ZM206 127V126H205ZM212 127V131L216 132L213 130V126H209L208 128ZM50 127H47V129H49ZM67 128V127H66ZM77 128V126L75 127ZM109 128V127H108ZM162 128V127H160ZM87 129H89V126H87ZM111 130V128H109ZM8 130V129H6ZM68 130V129H67ZM78 130V129H77ZM163 130V128H162ZM223 130V129H222ZM47 131V130H46ZM73 131V129H72ZM76 132V129L74 130ZM73 131V133H75ZM79 131V130H78ZM77 131V134H78ZM85 131V130H83ZM10 132L7 131V133ZM11 132H13L11 130ZM16 132V131H15ZM40 132V131H39ZM50 132V131H49ZM48 132V133H49ZM80 132V131H79ZM87 132V130H86ZM155 132V130H154ZM211 132V131H210ZM222 131L220 130V133ZM225 132V131H224ZM223 132V133H224ZM6 133V132H5ZM25 133V132H24ZM23 133V135H24ZM45 133V132H44ZM43 132L39 133L40 135H45ZM71 133V132H70ZM82 133V131H81ZM100 134V137L103 138V140H107V141H111V143L113 142L115 144V142L117 143V146H119L122 150L123 153H125V155H127L128 158H124V159H117V158H108L105 155L104 152V148H103V141H99L97 139V136L95 135ZM218 133V132H217ZM15 133H12L11 135H14ZM51 134V133H50ZM94 134V135H93ZM225 134V133H224ZM8 135V134H7ZM70 135V134H69ZM67 134V136H69ZM74 135V136H73ZM219 135V134H218ZM234 135V134H232ZM260 135H262L260 133ZM159 139L161 135H158ZM164 136V135H163ZM197 136V135H196ZM229 136V135H227ZM264 136V135H263ZM27 137V136H26ZM71 137H69L71 139ZM169 137L170 136H166ZM165 137V138H166ZM171 137H175V136H171ZM170 137V138H171ZM199 138L201 136H198ZM211 137V136H210ZM213 137V136H212ZM221 137V135L219 136ZM224 137V136H223ZM226 137V136H225ZM247 137V136H246ZM251 137V136H250ZM2 138V137H0ZM68 138V140H70ZM154 138L156 140H154ZM182 138L183 139H186ZM198 138V139H199ZM202 138V137H201ZM264 138V137H262ZM71 139V141H72ZM97 139V140H96ZM164 139V137H163ZM192 139V138H191ZM213 139V138H212ZM230 139V137H229ZM7 140V139H6ZM23 140V139H22ZM26 140V139H25ZM24 140V141H25ZM63 140V139H62ZM80 140V139H79ZM162 142V138L160 139ZM167 140V139H166ZM180 139L177 138L176 141ZM202 140V139H201ZM208 140V139H207ZM205 140V141H207ZM70 141V142H71ZM156 141V144L155 142ZM159 141V140H158ZM174 142V138L169 139V142ZM186 141H190L189 139ZM183 142V143H187V142ZM204 141V140H203ZM209 141V140H208ZM214 141V140H213ZM262 141V140H261ZM260 141V142H261ZM9 142V141H8ZM6 142V146H10V144ZM12 142V141H10ZM26 142V141H25ZM37 143V141H35ZM136 143V142H144V147L146 146H154V149L156 150L158 155H153V153H156L155 151L152 153L151 156H144V155H138L136 153H134V151H132L131 149V143ZM154 142V143H153ZM168 142V143H169ZM170 142V143H171ZM19 143V142H18ZM16 143V144H18ZM65 143V142H64ZM81 145L83 144V142H79ZM108 143V142H107ZM214 143V142H212ZM227 142H225L224 144H226ZM230 143V141L228 142ZM77 143H75L76 145ZM142 146V143H140ZM195 144V143H194ZM199 144V143H198ZM209 145H213L211 143H208ZM218 144V143H217ZM231 144V143H230ZM229 144V145H230ZM262 144V142H261ZM41 145V144H40ZM45 145V144H44ZM74 145V146H75ZM135 145V144H134ZM178 145V143H177ZM176 145V146H177ZM181 141H180V144ZM202 145V144H201ZM204 145V143H203ZM221 144H219L220 146ZM223 145V144H222ZM221 145V146H222ZM2 146V145H1ZM15 146V145H13ZM38 146V145H37ZM65 146V145H63ZM116 146V145H115ZM139 146V145H138ZM157 146V147H156ZM175 146V148H176ZM200 146V145H198ZM231 146V145H230ZM233 146V145H232ZM231 146V147H232ZM238 146V145H237ZM240 146V145H239ZM4 147V146H2ZM18 147H20V145H18ZM22 149L24 146H21ZM40 147V146H38ZM70 147H72L70 145ZM173 147V146H172ZM215 147V146H214ZM223 147V146H222ZM235 147V146H234ZM14 147H12L13 149ZM16 148V147H15ZM36 148V147H35ZM42 148V145L41 147ZM49 148V147H47ZM60 148V147H59ZM73 148V147H72ZM77 148V147H76ZM118 148V147H117ZM119 148V149H120ZM134 148V146H133ZM138 148V147H137ZM213 148V147H212ZM220 147H218L219 149ZM241 148V146H240ZM245 149V146L243 147ZM242 148V149H243ZM6 149V148H5ZM39 149V148H38ZM38 149H36L38 151ZM46 149V148H45ZM51 149V147H50ZM66 149V148H65ZM68 149V146H67ZM75 149V148H74ZM80 154V148H77ZM143 149V148H142ZM146 149H149V147H146ZM145 149V150H146ZM177 149V148H176ZM175 149V150H176ZM186 149V148H185ZM221 149V148H220ZM219 149V151H220ZM223 149V148H222ZM232 150V148H229ZM243 149V150H244ZM8 150V149H7ZM16 150V149H15ZM26 150V149H24ZM35 150V152H36ZM56 150V148H55ZM84 153V149H82ZM134 150H137L134 148ZM213 150H216L215 148ZM226 150V149H225ZM231 150H226V154H228V152H230L229 154H235V151H233L234 153H231ZM246 150V149H245ZM255 150V149H254ZM253 150V151H254ZM29 151V148H28ZM48 151V150H47ZM52 151V149H51ZM73 151V150H72ZM77 151V150H76ZM77 151V152H78ZM90 151V150H89ZM140 151V150H139ZM192 151V150H189ZM218 150H216V152H219ZM224 151V150H223ZM239 151V150H238ZM241 151V150H240ZM239 151V152H240ZM31 153H33L32 151H30ZM29 152V153H30ZM49 152V151H48ZM56 152V151H54ZM58 152V151H57ZM120 152V151H119ZM136 152V151H135ZM177 152V151H176ZM193 152V151H192ZM191 152V153H192ZM195 152V151H194ZM211 152V150H210ZM213 152V151H212ZM222 152V151H220ZM219 152V155H220ZM237 152V150H236ZM238 153V155H240V153ZM244 151H242L243 153ZM246 152V151H245ZM244 152V153H245ZM255 154H257V151H254ZM253 152V153H254ZM38 153V152H37ZM52 153V152H51ZM50 153L49 157H48V163L50 164L51 162H49L50 156L52 155ZM60 153V152H59ZM68 153V152H67ZM150 153V151H149ZM148 153V155H149ZM179 154V152H177ZM197 153V152H195ZM202 153V152H201ZM199 153V156H201ZM208 151H206V155L207 157L209 156ZM223 153V152H222ZM247 153V152H246ZM243 154V157H245ZM19 154V153H17ZM26 154V153H25ZM34 154V153H33ZM32 154L31 157H33L34 155ZM36 154V153H35ZM44 154L40 153V155ZM57 154V153H56ZM55 154V155H56ZM70 154V153H68ZM72 154V152H71ZM76 154V153H74ZM78 154V153H77ZM92 154V153H90ZM146 154V152H145ZM162 154V155H161ZM167 154V153H166ZM169 154H173L170 153ZM198 154V153H197ZM204 156L205 153H203ZM217 154V153H216ZM224 154V153H223ZM249 154V153H248ZM6 155V154H5ZM54 155V156H55ZM66 155V153H65ZM82 155V154H81ZM84 155V154H83ZM124 155V154H123ZM124 155V156H125ZM168 155V154H167ZM175 155V154H174ZM173 155V156H174ZM212 155H214L212 153ZM257 155H261L260 153ZM9 156V155H8ZM20 154L19 157L20 158ZM28 156V155H27ZM39 157V155H37ZM58 156V155H57ZM61 156V155H59ZM75 156V155H73ZM78 156V155H77ZM76 156V158H77ZM86 156V154H85ZM85 156H83L85 158ZM88 156V155H87ZM172 156V155H171ZM184 156V155H183ZM186 156V155H185ZM188 156H190L188 154ZM187 156V157H188ZM193 157H197L196 155H191ZM217 156V155H216ZM252 155H250L249 157L251 158ZM256 156V155H255ZM254 156V157H255ZM12 157V156H11ZM15 157V156H14ZM23 157V156H21ZM36 157V156H35ZM53 157V156H51ZM63 157V156H62ZM178 157V156H177ZM182 157V156H181ZM228 157H231L228 155ZM226 157V158H228ZM253 157V156H252ZM253 157V158H254ZM24 158V157H23ZM45 158V157H44ZM54 158V157H53ZM52 158V161H53ZM67 158V157H66ZM81 158V157H80ZM83 158V159H84ZM168 158L169 155H168ZM201 158L205 159V157L201 156ZM214 159L215 155L213 156ZM218 158V157H217ZM225 158V157H224ZM12 159V158H11ZM16 159V158H15ZM16 159V161H17ZM25 159V158H24ZM28 159V158H26ZM34 159V157H33ZM40 159V157L38 158ZM37 159V160H38ZM55 159V158H54ZM82 159V158H81ZM181 159V158H179ZM183 159V157H182ZM186 159V158H185ZM189 159H191L189 157ZM222 159V158H221ZM230 159V158H229ZM246 159V158H244ZM20 160V159H19ZM70 159L67 158V161ZM75 160V159H74ZM79 160V158L77 159V161ZM188 160V158L186 159ZM193 160V159H192ZM224 160V159H223ZM231 160V159H230ZM247 160V159H246ZM245 160V161H246ZM252 160V159H251ZM250 160V161H251ZM259 160V159H256ZM255 160V161H256ZM5 161V160H4ZM22 161V160H21ZM25 161V160H24ZM29 161V160H28ZM41 161V160H39ZM44 160H42L43 162ZM46 161V160H45ZM44 161V163H45ZM76 161V160H75ZM80 161V160H79ZM89 161V160H88ZM183 161V160H182ZM199 161V160H198ZM209 161V160H208ZM207 161V163H209ZM218 161V160H217ZM227 161V160H224ZM244 161V162H245ZM6 162V161H5ZM13 162V161H12ZM26 162V161H25ZM176 162V161H174ZM186 162V161H185ZM197 162V161H196ZM205 162V161H204ZM213 162V160H212ZM228 162V161H227ZM237 162V161H236ZM259 162V161H257ZM11 164V161L9 162ZM15 163V162H13ZM39 163V162H38ZM41 163V162H40ZM47 163V162H46ZM47 163V164H48ZM60 163V162H59ZM62 163V162H61ZM75 163V162H74ZM73 163V164H74ZM110 163H114L113 165V169L112 170H106V167L108 168L110 166ZM177 163V162H176ZM176 163H173L176 164ZM183 163V164H182ZM188 163V162H187ZM203 163V162H202ZM239 165V162H237ZM236 163V165H237ZM246 163V162H245ZM16 165L17 162L15 163ZM26 164V163H25ZM28 164V163H27ZM35 164V163H34ZM53 164V163H52ZM63 164H68L64 163ZM80 164V162H79ZM89 165L90 162L88 163ZM180 164H177V166ZM199 164L201 165V162H199ZM205 164V163H204ZM244 164V163H243ZM251 164V162L249 163V165ZM254 164V169L257 167ZM260 164V163H259ZM36 165V164H35ZM39 165V164H38ZM159 165V167H158ZM190 165V163L188 164ZM198 164H196L197 166ZM246 166H248V163L245 164ZM27 166V165H25ZM46 166V164H45ZM49 166V165H48ZM46 166V167H48ZM52 166V165H50ZM59 166V165H58ZM64 166V165H63ZM71 167V163L69 165ZM86 166V164H85ZM199 166V165H198ZM197 166V167H198ZM208 166V165H207ZM226 166V165H225ZM253 166V165H252ZM261 167V165H259ZM258 166V167H259ZM62 167V165H61ZM73 167V166H72ZM71 167V168H72ZM81 167V166H80ZM84 167V165H83ZM91 167V166H90ZM192 167V165H191ZM190 167V168H191ZM200 167V166H199ZM222 167V166H221ZM259 167V168H260ZM263 167V166H262ZM5 168V167H4ZM40 168V166L38 167ZM59 168V167H58ZM57 168V171L59 170ZM67 168V167H66ZM85 168V167H84ZM189 167L187 169H190ZM251 168V167H250ZM258 168V169H259ZM264 168V167H263ZM7 169V168H6ZM5 169V170H6ZM30 169V168H29ZM50 168H48V170L51 174L53 173L51 170H49ZM64 168H62L63 170ZM69 169V168H68ZM75 169V168H74ZM76 169H80V168H76ZM83 169V168H82ZM81 169V170H82ZM186 169V171H187ZM192 169V168H191ZM262 168H260L259 171ZM1 170V168H0ZM5 170L4 173H5ZM8 170V169H7ZM41 170H45L44 168ZM41 170L37 172H40ZM66 170V169H65ZM90 170H93V168L91 167ZM211 170V169H210ZM254 170V171H255ZM9 171V170H8ZM20 171V170H19ZM56 171V172H57ZM61 170H59V174L64 173L65 172H60ZM68 171V170H67ZM70 171V169H69ZM68 171V172H69ZM88 169H86V173L85 171L82 172L87 174ZM196 171V170H195ZM246 171V169H245ZM253 171V170H252ZM264 171V170H263ZM1 172V171H0ZM35 172V171H34ZM79 174L81 173V171H78ZM95 172V170H94ZM92 171V173H94ZM247 172H249L247 170ZM251 172V171H250ZM3 173V172H1ZM55 173V172H54ZM53 173V175H54ZM184 173V172H183ZM257 172H255L256 174ZM45 174V173H44ZM47 174V173H46ZM49 174V173H48ZM67 174V173H66ZM69 174V173H68ZM248 174V175H247ZM253 174V173H252ZM57 175V174H56ZM63 175V174H61ZM246 180L249 179L248 176L251 175V173H246ZM254 175V174H253ZM258 175V174H257ZM46 176V175H44ZM52 179L53 178L52 175H50ZM68 176V175H67ZM66 176V177H67ZM93 176V175H92ZM262 176L263 175H259ZM82 177V176H81ZM87 176H85L86 179ZM90 177V176H89ZM117 177H115L117 179ZM187 177V176H186ZM258 177V176H257ZM261 177V178H262ZM1 178V177H0ZM3 178V177H2ZM51 178L50 181H51ZM71 179V177H69ZM68 178V179H69ZM83 178V177H82ZM18 179V182H17ZM47 177H45L44 180H46ZM61 179V178H60ZM63 179V178H62ZM74 179V178H73ZM77 179V178H76ZM74 179V180H76ZM81 179V178H79ZM107 179V178H106ZM115 179V180H116ZM264 179V177H263ZM2 179H0L1 182ZM57 180V179H56ZM87 180V179H86ZM111 180V179H110ZM118 180V179H117ZM182 180V179H181ZM246 180L244 181L246 184ZM47 181V180H46ZM60 182L64 181V180H59ZM248 181V180H247ZM37 182H39L37 180ZM48 182V181H47ZM82 182V179H81ZM88 182H93V181H89ZM108 182V181H107ZM112 182V181H111ZM239 182V187L237 184ZM50 183V182H48ZM80 183V182H79ZM138 183H143L146 186H148V188L143 192L141 189H138L139 186H137ZM261 183V182H260ZM39 184V183H38ZM41 184V183H40ZM52 184V183H51ZM66 184V183H65ZM90 184V183H89ZM112 184V183H111ZM110 184V187H112V185ZM184 184V183H183ZM27 185V186H26ZM182 185V183H181ZM248 185V184H247ZM256 185V184H253ZM264 185V184H263ZM35 186V184H34ZM38 185H36L37 187ZM41 186H44L41 184ZM49 186V185H48ZM47 185L45 186L48 187ZM54 186V185H53ZM95 186V185H93ZM123 186V185H122ZM183 186V185H182ZM260 186V185H259ZM40 187V186H39ZM55 187V186H54ZM69 187V186H68ZM75 187V186H74ZM73 187V188H74ZM82 187V186H81ZM108 187V188H110ZM114 187V185H113ZM121 187V186H119ZM138 187V188H137ZM257 188H260L258 186H256ZM38 188V187H37ZM85 188V187H84ZM115 188V187H114ZM122 188V187H121ZM253 188V187H252ZM262 188V187H261ZM13 189V190H12ZM21 189V188H20ZM49 189V188H48ZM56 189V188H55ZM53 189V190H55ZM60 189V188H59ZM79 189V188H78ZM82 189V188H81ZM91 188H89V191L87 192L88 194L92 195L91 192H93V190H90ZM149 189V190H148ZM256 189V188H255ZM254 189V190H255ZM1 190V189H0ZM4 190V189H3ZM22 190V189H21ZM31 190V189H29ZM35 190V189H34ZM51 190V189H50ZM58 190V189H57ZM110 190V189H109ZM140 190V192H142L141 194L138 192ZM252 190V189H251ZM257 190V189H256ZM259 190V189H258ZM36 191L35 190V195H36ZM40 191V190H39ZM37 191V192H39ZM42 191V188H41ZM40 191V192H41ZM61 191V190H59ZM76 191V190H75ZM112 191V188L111 190ZM25 192V191H24ZM33 192V189H32ZM51 192V191H50ZM65 192V191H64ZM45 193V192H44ZM48 193V192H47ZM73 193V191L71 192ZM105 192H103L104 194ZM107 193V191H106ZM114 193V192H113ZM139 193V194H138ZM257 193V191L255 192ZM17 194V193H16ZM66 194V192H65ZM95 194V192H94ZM108 194V193H107ZM112 194V193H111ZM34 195V196H35ZM46 195V194H44ZM50 194H48L49 196ZM59 195V194H58ZM86 195V193H85ZM88 195V197L90 196ZM97 195L99 196L100 194L97 193ZM110 195V194H108ZM250 197L248 204L245 202V204H240V203H234V205H232L231 207H227L226 204H224V201L231 199L234 200L235 198L238 199L241 196H244L245 198ZM38 196V195H37ZM54 196H56L54 194ZM73 196V194H72ZM96 196V195H95ZM104 196H106L104 194ZM115 196V195H114ZM194 198L195 204L191 206V208H188L189 205H187V200H189V197ZM18 197V196H17ZM42 197V196H41ZM63 197V196H62ZM70 197V196H69ZM85 197V196H84ZM91 199L92 196H90ZM102 197V195H101ZM113 197V196H112ZM116 197V196H115ZM123 197H125L123 195ZM256 197V196H255ZM20 198V196L18 197ZM39 198V197H38ZM65 198V197H64ZM72 198V197H71ZM87 198V196H86ZM106 198V197H105ZM111 198V197H110ZM126 198V197H125ZM243 198V197H242ZM241 198V199H242ZM24 199V201H23ZM26 199V201H25ZM56 199L57 196H56ZM90 199V198H89ZM88 199V200H89ZM124 199V198H122ZM122 199H118V203L120 202L123 203ZM127 199V198H126ZM252 199V200H251ZM87 200V199H86ZM94 200V199H93ZM95 200V201H96ZM104 200V199H103ZM116 200V199H115ZM230 200V201H231ZM57 201V200H56ZM91 201V200H90ZM89 201V202H90ZM110 201V200H109ZM63 202V201H62ZM79 202V201H78ZM82 202V201H81ZM88 202V201H87ZM88 202V203H89ZM193 202V201H192ZM233 202V201H232ZM61 203V202H60ZM111 203V202H110ZM120 203V204H122ZM253 203V205H251ZM79 204V203H78ZM85 205L83 207L86 206V203H84ZM91 204V203H89ZM93 204V203H92ZM93 204V206L95 205ZM126 204V205H127ZM263 204V203H261ZM62 205V204H60ZM59 205V206H60ZM63 205H65L63 203ZM75 205V204H74ZM83 205V204H81ZM95 205V206H96ZM88 206V205H87ZM115 206V205H114ZM125 206V205H124ZM262 206V205H260ZM264 206V205H263ZM90 207V205H89ZM121 207V205L119 206ZM56 208V206H55ZM54 208L53 211H55L56 209ZM80 208V207H79ZM87 207H85L86 209ZM146 208V209H145ZM149 208V209H147ZM59 209V208H58ZM64 209V208H63ZM68 209V208H67ZM66 209V210H67ZM70 209V208H69ZM61 210V209H59ZM118 210V209H115ZM255 210V211H252ZM58 211V210H57ZM90 211V210H88ZM121 211V210H120ZM72 211L70 210V213ZM74 212V211H73ZM116 212V211H115ZM119 212V211H118ZM123 212V211H122ZM64 213V212H63ZM75 213V212H74ZM78 213V211H77ZM76 213L77 216L79 215ZM127 213V211H126ZM56 214V213H55ZM72 215V214H70ZM74 215V214H73ZM72 215V216H73ZM127 215V214H126ZM75 216V215H74ZM76 216V217H77ZM264 217V216H263ZM74 218V217H73ZM256 219V221H255ZM258 237V236H257ZM110 247H117L118 251L119 249L121 250L120 254L122 253V251L126 254L129 255V257H127L124 254V257L130 258L129 262H120L118 259L115 261H111V262H107L109 259L107 256L104 260L102 261V254L103 252H107V250H109ZM108 248V249H107ZM114 248V251H115ZM116 248V249H117ZM113 251V252H114ZM117 251V252H118ZM91 256H90V255ZM106 254V253H105ZM115 254V252H114ZM118 254V255H120ZM88 255L90 257H88ZM107 255V254H106ZM105 255V256H106ZM122 256V254H121ZM119 257V256H118ZM110 258V257H109ZM121 260V257H119ZM112 259V258H111ZM123 260V259H122ZM106 261V262H105ZM124 261V260H123ZM104 262V263H103Z\"/></svg>",
	"mask_w": 264,
	"mask_h": 264
}]
</instances>
